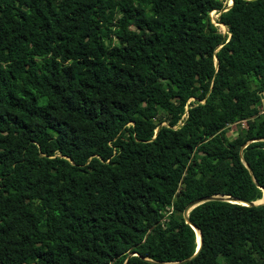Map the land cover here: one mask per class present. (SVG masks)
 Wrapping results in <instances>:
<instances>
[{"label": "trees", "instance_id": "obj_1", "mask_svg": "<svg viewBox=\"0 0 264 264\" xmlns=\"http://www.w3.org/2000/svg\"><path fill=\"white\" fill-rule=\"evenodd\" d=\"M262 92L264 0H0V264H264V202L182 215L262 196Z\"/></svg>", "mask_w": 264, "mask_h": 264}, {"label": "water", "instance_id": "obj_2", "mask_svg": "<svg viewBox=\"0 0 264 264\" xmlns=\"http://www.w3.org/2000/svg\"><path fill=\"white\" fill-rule=\"evenodd\" d=\"M230 3H231V0H230V2H229L228 6L230 5ZM228 6H227V7H228ZM227 7H225V8H227ZM215 60H216V59H215ZM261 95L264 96V93L262 92ZM234 133H235V132H234ZM250 140H253V139H250ZM262 190L264 191V189H262ZM209 198H218V199H223V200L232 201V202L240 201L241 203H244V204H251V203H261V202H264V195H263V198H262V199H261V198H257V199H254V200H243V199H237V198L232 197V196H230V195H228V194H212V195H205V196H200V197H197V198H193V199H191L190 201H188V202L184 205V207H183V209H182V215H183L184 219H185L187 222H189V224L191 225V227L194 229V232H195V230H197V234H198V238H199V240H198V244H196V246H195V250H194V252L192 253V255H194V254L198 251V249H199V247H200V244H201V235H200V232L198 231L197 227H196L192 222H190V221L188 220V217H187V211H188L191 207H193L194 205H196L197 203H199V202H201V201H203V200L209 199ZM195 234H196V233H195ZM128 255H129V253H128ZM124 263H125V261H124ZM124 263H123V264H124Z\"/></svg>", "mask_w": 264, "mask_h": 264}, {"label": "rangeland", "instance_id": "obj_3", "mask_svg": "<svg viewBox=\"0 0 264 264\" xmlns=\"http://www.w3.org/2000/svg\"><path fill=\"white\" fill-rule=\"evenodd\" d=\"M222 2L224 3V7H227L228 4H229V0H222ZM217 14H218V11H215V10H210V11H209V16H210L211 21L217 26V28H218L219 31H221L222 33H224V34L227 35L226 26H224V25H220V24H218V22H216ZM192 99H193L192 97H189V98L187 99V102H188V101L191 102ZM262 103H263V101H262ZM186 106H187V104L184 105L185 108H186ZM259 108H260V111L264 112V105L259 106ZM142 113H143L144 115H147V113L144 112V111H143ZM159 114H160V112H159ZM181 116H182V115H181ZM161 123H165V121H162ZM178 123H180V121H177V124H178ZM245 126H246V123H245L243 120H241V121H239V122H237V123H230V124H227V125L224 127V130H226V131H228V132H230V131H232V130H240V132H242V129L245 128ZM262 191H263V190H262ZM262 195H263V193H262ZM259 198L262 199L263 196H261V197H259Z\"/></svg>", "mask_w": 264, "mask_h": 264}, {"label": "bare ground", "instance_id": "obj_4", "mask_svg": "<svg viewBox=\"0 0 264 264\" xmlns=\"http://www.w3.org/2000/svg\"><path fill=\"white\" fill-rule=\"evenodd\" d=\"M229 2H230V0H229ZM263 195H264V191H263ZM263 195H262V196H263ZM195 233H196V234H195V243L198 244V240H199V238H198L197 230H195Z\"/></svg>", "mask_w": 264, "mask_h": 264}, {"label": "built area", "instance_id": "obj_5", "mask_svg": "<svg viewBox=\"0 0 264 264\" xmlns=\"http://www.w3.org/2000/svg\"><path fill=\"white\" fill-rule=\"evenodd\" d=\"M184 115V114H183Z\"/></svg>", "mask_w": 264, "mask_h": 264}]
</instances>
